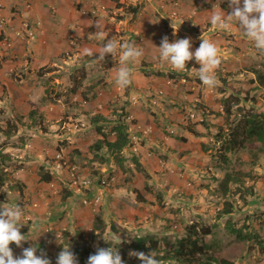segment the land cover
Listing matches in <instances>:
<instances>
[{"label":"crops","instance_id":"0c3cea01","mask_svg":"<svg viewBox=\"0 0 264 264\" xmlns=\"http://www.w3.org/2000/svg\"><path fill=\"white\" fill-rule=\"evenodd\" d=\"M26 2L31 3L29 8L25 6ZM128 6L137 7L136 13L129 12ZM212 10L226 14L232 11L226 0H0V15L4 18L0 21V120L12 121L18 117L27 125L21 132H30L32 136L25 145L12 146L3 152L21 159L19 162L23 165L10 169L16 178L13 184L23 191L22 197L28 199L35 219L36 211L45 218L58 207L60 213H72L82 226L88 218L94 224L93 204L99 205L98 209L101 206V212L109 220L118 218L116 221L127 224L141 221L142 215L143 220L150 221L151 217L145 218L150 216L149 210L157 203L168 201L172 205L178 202L184 205L190 204V197H197L201 188L188 187L192 186L187 181L191 175H197L205 168L211 170L210 180L219 178L221 169L217 165V155H212L214 163L210 166H199L201 162L207 164L205 151H212V147L215 151L216 143L220 141L214 135L217 129L214 124H222L223 118L216 117L215 112L222 110V98L234 90L255 88L257 92L260 89L256 88V83L249 85L244 81L247 75L250 81L255 77L251 72L245 74L251 64L248 60L252 58L250 51L257 54L253 41L235 21L229 30L214 28L210 23ZM25 21L36 28L33 38L16 33L23 29ZM97 21L105 25L106 39L116 36L121 44L135 42L143 50L144 55L129 65L133 69V82L127 88H119L115 83L120 67L119 50L115 58L107 54L104 61L96 60L104 42L89 35L96 32ZM164 36L169 42L191 37L193 52L202 43L201 39L214 42L222 60L215 72L218 86L208 88L203 85L198 75L200 65L195 59L187 63L183 72L162 63L158 47ZM4 39L11 40L10 48L4 45ZM86 47L92 49V57L83 54ZM242 56L246 59H241ZM222 66L229 74L224 73ZM83 70L86 78L80 75ZM75 75L81 80L76 81L78 86L72 91ZM51 84L55 87L52 98L43 101L45 90ZM57 91H62L63 96L54 97ZM198 105L206 109L204 112L209 116L211 126H205L207 117L203 120L196 108ZM122 106L127 113L130 138L123 153L128 157L132 173H123L110 160L102 165L86 162L90 145L100 137L91 118L94 115L110 116ZM33 111L36 114L30 117ZM194 116L195 119H191ZM37 127H42L45 132L37 131ZM23 139L22 135L20 140ZM58 151L66 153L71 161L76 158L83 165L86 163L83 167L86 170L92 165L100 169L101 175H92V181L96 183L80 192L68 182V177L66 179L65 169L60 172L64 179L60 177L58 182L55 181L53 177L55 172L58 173L59 164L51 165L50 159ZM133 155L138 157L148 175L146 180L129 160ZM107 170L112 173L109 184H97L100 176H108ZM45 172L51 174L50 181L41 179ZM88 175L89 172L83 171L82 176L89 179ZM198 180L202 179L199 177ZM136 182L138 187L131 189ZM140 183L144 187L146 184L157 187L160 195L150 201L147 199L148 202L139 201L137 193H140V199L150 198L145 196ZM198 185L202 186L201 183ZM172 194L176 198H172ZM102 197L105 201H101ZM84 198L91 203L83 204ZM79 201L80 208H77ZM121 206L124 208L115 209ZM143 223L145 227L147 222ZM138 232L144 233L140 229ZM26 234H32L30 229Z\"/></svg>","mask_w":264,"mask_h":264},{"label":"rangeland","instance_id":"374dc122","mask_svg":"<svg viewBox=\"0 0 264 264\" xmlns=\"http://www.w3.org/2000/svg\"><path fill=\"white\" fill-rule=\"evenodd\" d=\"M227 2L228 0H226V3ZM255 50L257 54H255L254 50L250 51V55H252V58L248 60H250L251 64H249V66L245 69L246 70L245 74L250 73L253 67L255 68L261 67L262 63H264V54H260L256 48ZM242 58L246 59V56H242L241 59ZM222 68L225 69L224 73L229 74V71H227V69L224 66H222ZM241 72H243V70H241ZM234 73H237V70ZM248 77L249 75H247L246 80H244L245 84L250 85L252 83H256L255 77L251 81L249 80L250 78ZM52 85L53 84L49 86V89L51 91L54 90L55 88L52 87ZM256 88L260 90L256 92L255 88L252 89L248 88L247 91L234 90L232 94H238L240 95L241 98L245 96L248 97L247 100H244V102L241 104L243 105L245 110L252 109L257 112H264L263 90L257 86V83H256ZM223 99L224 98H222V101ZM215 115L216 117L222 116L223 119L221 122L222 124H214L217 127L214 135L218 136V132H220L219 135H222V137L221 139L217 137V139L220 141L218 144L216 143V145H218L216 148L217 150L215 149L216 152L214 151V147H212L213 149L212 151L209 152L205 151L204 158H206L205 163L207 164H202L201 162L199 166L203 165L202 168L208 167L211 165V163H214L212 160V155H217V156L221 155V153L218 152V150L222 148L224 139L225 138L227 139L229 137L230 131L233 125H235L236 123L233 122V124L230 125V121L226 120L225 116L223 115V108L220 112L217 113L215 112ZM241 115L242 113H238L236 116H233L232 119H234V117L239 118ZM206 117H207L208 125L211 126V122L208 120L209 116L207 115ZM191 119H195V116L191 117ZM64 121L65 119L63 118L61 120L62 125ZM0 127L1 128L6 127L5 119L0 120ZM37 131L45 132L42 129V127H37ZM18 133L20 134L18 137L16 138L11 137L9 139H6L3 136V134L0 132L1 151L7 148L9 149L12 146L22 145V143H24L25 145V143L29 141L32 137L30 132L25 133L23 131L21 132V130H18L17 134ZM22 135L24 139L21 141L20 137H22ZM25 138H27L26 141ZM88 153H89L88 159H91L92 155L90 152ZM255 153L258 155L257 157L254 156L253 151L247 149L244 150L242 149L236 152L225 150V155H227L228 157L227 161H224L221 164H219L217 161L218 163L217 165H220L219 168L221 169L219 178L216 177L214 180H210L209 176L211 175L209 174L211 173V170L210 169L206 170L205 168H203V170H201V173L197 175H191L190 176L191 179L187 180L192 183V186H188L189 188L191 187H193V189L201 188L200 189L201 191L199 192L196 198L195 197L189 198L190 204L184 203L183 205L180 202H178L172 205L171 202L168 201L163 203L159 202L157 203L156 207H154L153 209L151 207V209L149 210L150 216L145 218V219H149V217H151L150 221L152 220L154 221L150 222L148 220H143L144 217L140 215L141 221L138 222L135 221L124 224L129 228L127 232L120 231L119 233H117L118 235H120L121 239H125L124 243H126V245L124 246L127 248L128 251V258L124 261V264H142V262L136 260L135 257L129 256V251L131 249H129L128 246L130 245L132 237L135 234H137L136 233L137 229H140L142 232L145 233L147 232L155 233L158 239L162 240V242L165 239L174 241L177 237L181 236L184 233V229L186 225L191 221L198 222L200 225H204V226L207 225L210 227L212 233L206 235L204 237V240L207 242H211L213 244V250L218 255L231 257L234 260L235 264H264V251L261 252L258 250L261 249L259 248L258 243L256 242L251 243V246L247 248V242L239 240V238H237L235 234H233L229 230L228 226H226L227 220L231 221L233 227L236 228L241 227L243 223L246 224L248 223L250 226L252 225L254 227V229L260 234L261 237H264V152L262 153L255 152ZM206 155L207 157H205ZM112 159L113 158L111 157L109 158L110 162L114 163L115 161H112ZM20 160L21 159H17L14 157V161L9 162L10 165L7 166L9 179L6 182V185L0 190V205L3 204L4 206L19 205L24 212V216L22 217L21 224L27 225L30 229V233H32L30 235L26 234L27 238L30 240L26 242H22V247H17L16 245H10V247L13 250L14 256H21L24 248H28L30 246H36L37 256H40L41 251H43L44 253H46L47 258L51 260V264H56L57 256L59 252L63 250V247L70 246L71 251L78 245L84 247L87 244L89 245L90 249L93 251H96L97 247L108 248L110 247V245L114 247V244H112L111 241V237L113 234L110 233L102 234V235L99 234L97 239L94 241L90 237V232L93 231V229L91 230L93 224L91 223L89 218L87 219L86 224L82 226L81 224H79L78 219L77 220L75 219L72 213L66 214V212H64V210L62 209L61 211L64 213H60V209L58 207H56L55 210H53L54 213H52V215L49 214V217H45V218H41L40 215L37 213V211H36V215L33 212V214L37 217L35 219V217L32 215V210L29 209L31 205L28 203V199L26 197L25 198L22 197L23 191L20 192L19 191L20 187L18 185H17L18 187H16V185L13 184L16 178L13 177L12 171H10V169L13 168L15 169L16 167L23 165L22 163L19 162ZM86 162L89 164L93 163L94 165L97 163L88 160H86ZM75 163H82V162H80V160L76 158L75 160L72 159L71 161V159L66 153L64 154V152L62 153L61 151H58L54 155V157L50 159L51 165L57 166V164H59L57 166L59 169L58 173L55 172L54 174L55 177H53L54 180L58 182L60 177L64 179L63 178L64 174L60 173L61 170L65 169L68 173L69 172L68 167ZM85 165H83V163L79 164L78 166L80 167L79 175L82 176L83 171H86L87 173L89 172L91 176L88 175L89 179L88 177L86 178L90 181V185H92L91 183L95 181H92V179H94L92 178V175H94V173L92 174L91 170L96 168H94L92 165L86 170L83 168ZM108 171L109 170H107L106 173H108V176L110 177L111 180L112 173L111 172L109 173ZM227 171L238 173L237 177H241L242 173H248L250 171L249 172L250 176L245 175L243 178V182H244L243 185L245 186V189L251 188L252 191V194L246 195L247 196L246 204H243V200L241 197H239L238 194L223 198L222 193L219 192V190L217 189L219 179H221ZM141 173L142 172H138V174L143 175V178L146 180L148 178V175L145 176L144 173L142 174ZM108 176H103L101 178V181L105 180V182H102L104 185L109 184L108 183L109 179H107L109 178ZM67 177L69 178V174L68 176H66V179L68 180ZM199 177L202 180H198ZM101 181L97 179V184L101 183ZM137 183L138 182H136L135 186H133V188L131 189L133 190L136 189L138 187ZM184 183L187 184L186 181H184ZM199 183H201L202 186L207 185V188H202V186L199 187L198 185ZM12 184L14 185L15 189L12 188L13 187ZM140 184H141L140 187H142L143 186L142 183ZM146 185L151 186V184H146ZM151 187L153 188V191L151 192H148L144 186L141 188L142 191L145 193V196L150 197V198H146L148 199V201H150V199H152L153 197H156L155 195L157 191H159L157 187L154 186ZM171 197L176 198L174 194H172ZM226 199H230V201L234 203L235 209L232 210V213L230 215L227 214L219 215V209L223 207L224 200ZM101 201H105L104 197H102ZM79 203L81 202L80 201L78 202L77 208H80ZM245 205H247L248 208L242 210V208L245 207ZM92 207H94L91 208L92 212L95 214L96 213L100 214L104 225H106L107 227L109 221L111 220H109V218L106 216L104 212H101L102 207L100 206V209H98L99 205L94 206L93 204ZM122 208L124 207L123 206L115 207L116 210ZM144 214H147V212H145ZM246 215L249 216L250 218L245 219ZM136 217L138 218L139 216L137 215ZM115 219L117 220L118 218ZM143 222H147L145 227ZM138 223H141L140 226ZM81 235H83V237H81ZM57 236L59 237V240H57ZM102 236L107 238L108 243L104 241ZM38 245L40 246L38 247ZM85 264H87V261L85 262ZM163 264H176V263L163 262Z\"/></svg>","mask_w":264,"mask_h":264},{"label":"trees","instance_id":"16d2710c","mask_svg":"<svg viewBox=\"0 0 264 264\" xmlns=\"http://www.w3.org/2000/svg\"><path fill=\"white\" fill-rule=\"evenodd\" d=\"M127 10L135 14L137 11V7L128 6ZM251 72L255 75L257 86L263 90L264 94V63H262L261 67H253V69H251ZM80 73V75L84 76L83 78L87 77L86 71L83 70ZM76 76L77 75L73 77L74 82L73 86L71 87L72 91L76 86H78L76 81L80 82L81 80L80 77H78V79ZM87 88L88 86H86V89ZM86 92L87 91L85 90L84 95L86 94ZM52 94L53 91L47 88L45 90L43 100H49L50 98H52ZM62 94V91H57L53 96L56 98H60ZM247 98L248 97L246 96L241 98L238 94H230L224 97L222 101L223 115L225 116V119L230 121V125L233 124V122L236 123L231 129L229 137L227 139H224L222 148H220L221 155H219L217 159L219 164L227 161L228 157L227 155H225V150L236 152L242 149H247L253 151L255 157L258 156L255 152H264V112H257L252 109L245 110L243 105L241 104L244 102V100H247ZM196 108L204 117L203 120H205L207 114L204 111L206 109L202 105H198ZM238 113H242V115L239 118L234 117V119H232L233 116H236ZM34 114H36L34 111L31 112L30 117ZM111 114L112 115L110 116L94 115L91 118V121L95 122V127L97 132L100 134V137L90 145L89 152L91 153L92 157L91 159H88V161L97 162L98 164L102 165L107 163V161L111 157L121 168L123 173H127L129 171L132 173V169L129 166V162L127 161L128 157H126L123 153V149L127 147L130 142L129 124L126 122L127 113L124 110V106H122L118 111L114 110ZM26 126L27 125L21 123L20 119H18L17 117L12 121H6V127H0V132L6 139H9L12 135L17 134L18 130H21V128L25 129ZM205 126H209L207 122L205 123ZM191 132L196 133L195 131ZM219 133L220 132H218V136L216 137L221 139L222 135H219ZM129 160H131L132 164H134L137 172H142L145 176H147L146 172L141 167L137 156L133 155ZM13 161L14 156H12L10 153L1 151L0 148V190L6 185V182L9 179L7 166L10 165L9 162ZM249 172L242 173L241 177H237L238 173L227 171L225 175L221 179H219L217 186V189L222 193L223 198L238 194L239 197L242 198L243 204H246V195L252 194V191L251 188L245 189V186L243 185V178L245 175L250 176ZM93 173L95 176L102 174L100 172V169H94ZM51 177L52 176L49 172L41 174V179L45 181H50ZM102 177L103 176H100V181ZM107 179L110 180V177ZM101 182H105V180ZM12 186L14 187V185ZM151 186H145L148 192L153 191V188ZM159 193L160 192L157 191L155 196H159ZM137 197L139 198V201L148 202L147 199L143 197H141L140 199V193H137ZM152 204L155 203L152 202ZM247 205H245L242 210L247 209ZM234 206V203L230 201V199L224 200L223 207L219 209V215H230L232 213V210L235 209ZM246 216L245 219L250 218L249 216ZM226 226H228L229 230L233 234H235V236L239 238V240L247 242V248L251 246V243L256 242L258 243L259 248H261L258 250L261 252L264 251V237H261L252 225L250 226L248 223H243L241 227L236 228L233 227L231 221L227 220ZM28 229L29 227L27 225H23V227L21 228V233L26 234ZM128 229L129 228L127 226L116 220H111V222L106 227V225H104L102 221L100 214L96 213L94 218L93 231L90 232V237L95 241L99 234H117L120 231L127 232ZM211 233L212 230L209 226L200 225L198 222L191 221L186 225L184 233L181 236L177 237L174 241L165 239L162 242V240L158 239L155 233L138 232L132 237L128 248L131 250L144 252L145 254L153 252L157 259L168 263L235 264L234 260L231 257L218 255L213 250V244L204 240V237ZM81 237H83V235H81ZM121 240L124 241L125 239ZM10 245L15 244L12 243ZM124 245H126V243L124 242L121 245L114 244V248L119 249L123 261L128 258V251ZM39 246L40 245H38V247ZM72 252L78 257L79 264H85L88 257L91 254H95L96 251L91 250L89 245L87 244L84 247L81 245L76 246L72 250ZM135 259L139 260L136 257Z\"/></svg>","mask_w":264,"mask_h":264},{"label":"clouds","instance_id":"9594fccd","mask_svg":"<svg viewBox=\"0 0 264 264\" xmlns=\"http://www.w3.org/2000/svg\"><path fill=\"white\" fill-rule=\"evenodd\" d=\"M228 3L232 9L231 13L226 14L223 11L212 10L211 25L221 30H229L235 21L242 32L253 41L258 52L264 54V0H243L242 6L241 0H228ZM95 28L96 32L89 36H94L97 40L104 42L96 60L104 61L107 54H111L115 58L119 50L121 52L120 67L115 83L119 88H127L133 82V69L129 65L135 64L144 55L143 50L135 42L121 44L119 37L116 36L106 39L108 33L105 31V25H101L98 21L95 22ZM201 40L202 43L193 52L191 51V37L169 42L168 37L164 36L158 47L159 58L162 63L169 64L173 70L179 72L185 71L187 63L195 59L196 63L200 65L198 69L200 81L208 88H215L219 84L215 72L222 63L219 49L214 42L208 39ZM83 54L89 57L94 55L92 49L87 47L83 49ZM69 183H71L70 177ZM79 191L81 192V190ZM23 216L24 212L19 205H0V264H51V260L43 251L40 256L36 255V246L24 248L21 256H14L10 244L14 243L17 247H22V242L30 240L26 234L21 233ZM102 237L108 243L107 238ZM57 240H59L58 236ZM111 241L112 244L119 245L124 242L116 233H113ZM129 256L138 258L142 264H163V261L157 259L153 252L145 254L141 251L130 250ZM56 264H79V260L70 250V246L63 247L57 256ZM87 264H124V261L119 249L110 245L108 248L97 247L95 254L88 257Z\"/></svg>","mask_w":264,"mask_h":264},{"label":"built area","instance_id":"2783aa9c","mask_svg":"<svg viewBox=\"0 0 264 264\" xmlns=\"http://www.w3.org/2000/svg\"><path fill=\"white\" fill-rule=\"evenodd\" d=\"M25 6L29 8L31 6V3L26 2ZM0 21L1 22L4 21V18L1 17V15H0ZM16 33L17 35H23L28 38H33L36 33V28L33 27L31 23L25 21L23 23V29L17 30ZM3 43L8 48H10L12 44L11 40L9 39H4ZM68 168H69L68 174L70 177V181L78 188V190L88 189L90 187V181L86 177L79 175V167L77 165L73 164V165H70ZM83 203L85 204L91 203V200L84 198Z\"/></svg>","mask_w":264,"mask_h":264}]
</instances>
